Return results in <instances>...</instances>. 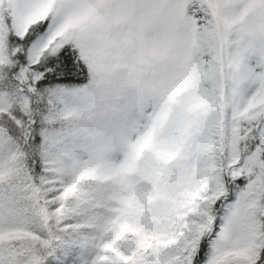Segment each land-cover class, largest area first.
I'll use <instances>...</instances> for the list:
<instances>
[{"label": "snow or ice", "instance_id": "obj_1", "mask_svg": "<svg viewBox=\"0 0 264 264\" xmlns=\"http://www.w3.org/2000/svg\"><path fill=\"white\" fill-rule=\"evenodd\" d=\"M0 264H264V0H0Z\"/></svg>", "mask_w": 264, "mask_h": 264}]
</instances>
